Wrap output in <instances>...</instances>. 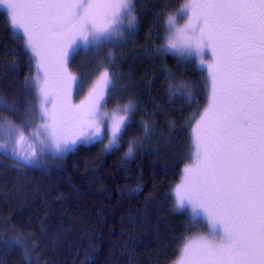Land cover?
<instances>
[{
  "label": "snow or ice",
  "instance_id": "6c2138e0",
  "mask_svg": "<svg viewBox=\"0 0 264 264\" xmlns=\"http://www.w3.org/2000/svg\"><path fill=\"white\" fill-rule=\"evenodd\" d=\"M0 5L11 27L23 33L35 72L25 77V90L38 101L24 111L28 135L0 116V155L43 169L48 158L62 160L77 144L106 139V151L119 150L138 103L129 99L104 111L120 75L107 67L74 103L79 77L70 63L81 49L98 52L115 45L114 38L134 36L137 0H0ZM164 23V43L149 51L194 59L208 73L206 105L189 124L191 163L172 193L174 210L187 213V230L196 234L183 238L174 264H264V0H186ZM108 60L115 62L111 53ZM7 67L14 71L17 65ZM167 91L170 99L180 95L199 103L190 82L182 80L175 89L169 84ZM0 110L16 112L17 106L0 97ZM142 131L144 139L128 142L126 158L144 147L149 122L142 121ZM0 243L19 246L27 264H36L31 255L36 245L29 249L19 237Z\"/></svg>",
  "mask_w": 264,
  "mask_h": 264
},
{
  "label": "trees",
  "instance_id": "16d2710c",
  "mask_svg": "<svg viewBox=\"0 0 264 264\" xmlns=\"http://www.w3.org/2000/svg\"><path fill=\"white\" fill-rule=\"evenodd\" d=\"M185 2L137 0L134 36L96 51L90 65L84 51L75 56L79 60L70 63L75 72L107 67L120 73L110 109L131 99L139 110L119 150L106 151L105 140L79 146L62 160L48 158L43 169L22 167L0 155V241L19 237L29 249L36 245L31 254L36 264H174L178 259L183 238L195 231L187 230V213L174 210L171 188L191 163L189 124L197 108L206 105L208 75L194 60L149 49L164 43L166 16ZM9 62L17 65L14 71ZM34 75L21 37L0 11V97L17 106L16 112L0 110V116L21 125L25 134L32 131L25 108L38 103L26 94L25 77ZM182 80L192 84L198 104L180 95L169 98L168 85L175 89ZM142 121L149 122L150 137L134 157L126 158L128 142L144 139ZM0 264L27 262L19 246L0 243Z\"/></svg>",
  "mask_w": 264,
  "mask_h": 264
},
{
  "label": "rangeland",
  "instance_id": "374dc122",
  "mask_svg": "<svg viewBox=\"0 0 264 264\" xmlns=\"http://www.w3.org/2000/svg\"><path fill=\"white\" fill-rule=\"evenodd\" d=\"M0 11H2V12L5 14V16L7 17L8 21H9V24H10V20H9V18H8V14H7V10H6V8H5L4 6H2V5H0ZM184 22H185L184 20H181V21H180L181 24H183ZM10 26H11V25H10ZM11 28H12V27H11ZM12 29H13L14 33H15L17 36L22 37V35H23L22 32H20L18 29H14V28H12ZM114 39H115V41H117L119 38H114ZM83 51H84V50L81 49L79 52H83ZM83 53H84V58H85V61L87 62V64H88V65L92 64V61H93V59H94V57H95V55H96V51H95V50H93V51H84ZM171 55L176 56L175 54H171ZM81 58H82V57H81ZM205 59L208 60L209 57L206 56ZM75 60H79V59H78V58H75ZM193 60H194V59H193ZM194 62H195V61H194ZM80 63H84V62L80 60ZM195 64H196L197 67H199L200 69L204 70V71L206 72V74L208 75L207 71L198 65V62H195ZM77 66H78V65H77ZM77 66H76V67H77ZM73 67L75 68L74 62H73ZM70 70H71V72H72L74 75H76L77 77H79V81H78V83H77V85H76V87H75V89H74V91H73V93H72V100H73V102L76 103V104H79L80 101L84 98V95L87 93V90H88V88L90 87L91 82H92L93 80L96 79V77H97V75H98V70H97L96 68H95V70H89V69H85V68H84L82 74H81L80 72H79V73H78V72H75V70L73 71V70L71 69V67H70ZM99 70H100V69H99ZM112 110H113V109H110L107 105H106L105 108H104V111H106V112H112ZM30 132H31V131H29L28 133H30ZM28 133L25 134V135H28ZM105 141H107V140L105 139ZM95 143H97V142H93V143H91V144H77V145L75 146V148H74L72 151H74V150H75L77 147H79V146H85V147H88V146L94 145ZM22 147H23L24 150H27L28 145L25 144V145H22ZM72 151H70V152H72ZM70 152H69V153H70ZM69 153H68V154H69ZM181 174H182V173H181ZM180 178H181V177H180ZM179 183H180V180H179V182H178L177 184H179ZM177 184H175V185L171 188V195H172V193H173V189L175 188V186H176ZM172 197H173V195H172ZM173 201H174V197H173ZM206 231H207L206 228L199 229V232H202V233H203V232H206ZM195 234H196V232H195L193 235H195ZM191 236H192V235H191Z\"/></svg>",
  "mask_w": 264,
  "mask_h": 264
}]
</instances>
